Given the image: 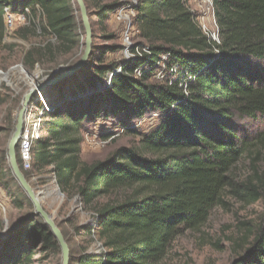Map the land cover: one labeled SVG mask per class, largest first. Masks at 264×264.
Masks as SVG:
<instances>
[{"label":"trees","instance_id":"trees-1","mask_svg":"<svg viewBox=\"0 0 264 264\" xmlns=\"http://www.w3.org/2000/svg\"><path fill=\"white\" fill-rule=\"evenodd\" d=\"M90 1L104 21L132 2ZM133 2L130 57L109 59L122 46H94L92 32L86 64L44 91L51 105L32 144V169L49 167L59 188L76 191L85 204L132 190L96 211L92 231L102 250L77 264H165L172 242L204 225L228 193L248 203L264 197L249 181L242 193L235 173L264 144V131L250 134L252 124L264 122V0H211L217 39L202 30L187 0ZM76 12L73 0H0V51L20 48L27 68L53 63L54 69L83 46ZM8 15L24 20L11 34ZM153 116L156 123L136 146L91 164L80 159L86 127L109 122L132 131ZM5 173L0 163L2 185ZM39 218L30 214L0 240V264H33L35 254L44 259L58 245ZM230 264H264V217Z\"/></svg>","mask_w":264,"mask_h":264},{"label":"rangeland","instance_id":"rangeland-1","mask_svg":"<svg viewBox=\"0 0 264 264\" xmlns=\"http://www.w3.org/2000/svg\"><path fill=\"white\" fill-rule=\"evenodd\" d=\"M86 2L91 15L94 46L119 44L122 50L112 55L109 54V59L129 58V49L136 40V30L133 25L134 2L131 4L129 2L116 10L106 21L99 19L96 14L99 6H94L90 0ZM187 5L202 30L209 37L217 39L211 0H187ZM11 18L13 21H19L18 27L24 23L18 15H12ZM76 18L79 23L80 15L77 12ZM12 32L13 30L8 29V34ZM80 34L84 42V32ZM108 35L113 36L112 41H106ZM11 40V38L7 39V41ZM82 48L83 46H79L70 54L59 58L57 64H73L79 58ZM21 53L20 48H16L11 54L7 51H0V93L5 92L6 95L5 101L0 103V163L6 170L4 174L6 177L3 178L1 175L2 181L7 184L2 185L0 181V220L2 224L0 232L5 231L6 234L33 212L30 200L15 180L9 167L8 141L13 132L24 94L29 90L32 82V84L41 82L53 66V63H47L29 69L22 63ZM13 67L15 68L11 69ZM52 98L55 99V97ZM36 117H38V109L34 110L31 120L35 121ZM156 121L155 116L144 118L134 123L132 131L114 128L109 122L88 126L82 132L80 159L86 164H91L104 159L118 147L136 146L141 133L149 130ZM250 129L251 135L259 130L264 131V122H256L251 125ZM257 150L259 154L256 159L244 157L236 167V180L240 184L239 190L244 194L248 192L243 184L248 181L256 192H264V144ZM23 174L25 175L24 172ZM55 177L49 167L38 171L31 169L25 176L39 194L43 208L51 214L68 245V264H77L81 256H88L102 250L99 240L92 231L96 211L106 204L127 198L132 194V190L116 191L96 198L91 204H85L76 191L70 189L63 192ZM14 197L17 205L13 203ZM263 217L264 197L248 203L228 193L223 198V203L211 211L204 225L196 230L186 231L172 242L165 264H230L236 255L248 247L253 230ZM38 256V254L34 255L33 258L36 261L33 264H61V252L58 245L45 252L44 259H37Z\"/></svg>","mask_w":264,"mask_h":264},{"label":"water","instance_id":"water-1","mask_svg":"<svg viewBox=\"0 0 264 264\" xmlns=\"http://www.w3.org/2000/svg\"><path fill=\"white\" fill-rule=\"evenodd\" d=\"M73 1L77 6V11L81 19V26L84 31L83 50L79 58L73 64L61 65L59 67L51 69L50 71H48V73L45 75L41 82L31 86L29 90L24 94L21 107L16 117V123L7 145V156L11 172L15 180L18 182L19 186L25 192L26 196L32 204V217H40L43 223L49 228L50 233L55 238L61 252V264L69 263L68 245L61 231L53 221L51 214L43 208L42 203L39 199V194L35 191V189L29 184V182L25 178V175L23 174V171L20 168L18 158L16 156V149L18 147V141L22 134L23 121L27 106L33 99V97L36 94L42 93L50 87L67 80L74 73L79 71L86 64L92 52V26L89 20V14L87 11L86 4L84 0ZM14 68L15 67L11 69ZM7 236L8 234H6L5 231L0 232V240L4 239Z\"/></svg>","mask_w":264,"mask_h":264},{"label":"built area","instance_id":"built-area-1","mask_svg":"<svg viewBox=\"0 0 264 264\" xmlns=\"http://www.w3.org/2000/svg\"><path fill=\"white\" fill-rule=\"evenodd\" d=\"M11 16L12 15H8L6 17L7 28L8 26H11ZM32 83L31 86L34 85ZM49 108L50 104L46 99L44 92L36 94L27 106L23 121L22 134L16 149V156L19 160V165L22 171H31L32 169V144L43 134L40 129V119L42 113ZM35 109H38V117H36L35 121H32L31 118Z\"/></svg>","mask_w":264,"mask_h":264},{"label":"crops","instance_id":"crops-1","mask_svg":"<svg viewBox=\"0 0 264 264\" xmlns=\"http://www.w3.org/2000/svg\"><path fill=\"white\" fill-rule=\"evenodd\" d=\"M16 21H17V20H14V21H13V19L11 20V26H8V29H9V30H14L15 27H16V28L18 27V25H19L18 22H19V21H17V22H16ZM15 22H16V24H15ZM9 27H10V28L12 27V28L10 29ZM59 66H61L60 63H58V64L56 65V67H59Z\"/></svg>","mask_w":264,"mask_h":264}]
</instances>
